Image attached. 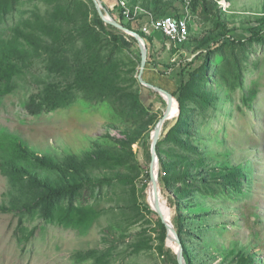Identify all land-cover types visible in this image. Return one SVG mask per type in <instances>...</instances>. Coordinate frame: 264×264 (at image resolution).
I'll return each instance as SVG.
<instances>
[{"label":"trees","instance_id":"trees-1","mask_svg":"<svg viewBox=\"0 0 264 264\" xmlns=\"http://www.w3.org/2000/svg\"><path fill=\"white\" fill-rule=\"evenodd\" d=\"M16 1L0 0V15L13 9ZM45 1L52 7L44 12L36 7L33 18L22 19L21 26L13 28L7 38L0 36V99L15 90L17 77L40 58L54 78L44 81L28 96L25 105L30 114L62 109L81 94L89 100L110 101L121 114L141 119L147 110L140 95L141 87H145L137 80L140 52L135 38L101 20L92 0ZM119 1L113 0L115 5L104 0L102 3L113 18L117 17L121 24L145 40L147 64L143 78L169 91L179 102L178 115L162 132L156 144L158 180L161 196L170 208V218L182 244L185 262L200 264L186 242L190 234L188 218L181 208L186 209V203L201 192L240 191L245 175L240 166L205 165L201 156H197L196 148L181 136H188L189 133L190 114L193 112L191 103L207 107L212 102V94L206 87L211 73H214L211 70L216 67L215 58L221 60L222 78L234 77L236 80L239 60L233 57L232 61L230 55L239 54L237 50L254 44H264V14L255 18L256 24H247V37L237 38L232 35L236 28L222 17L214 0H146L143 3H139L140 0H123L130 9L131 17L128 19L123 15ZM177 1L183 8L185 5V10L177 6ZM136 6L146 9L154 18L186 17V40L174 43L161 31L144 32L142 28L150 19L143 14L133 16ZM188 9L191 15L200 13L210 23V27L197 36L191 32L193 23L189 20ZM154 32L161 34L174 53L186 48L196 53L197 58H179L166 65L158 64L153 53L154 38L157 36ZM122 50L128 53L127 60L118 55ZM179 55H182L181 52ZM150 66L158 72L148 71ZM173 66H176L175 70L181 78L177 85L172 76H167ZM149 137L150 130L139 126L126 131L124 138H115L113 142L105 138L94 140L82 154L57 156L38 153L22 137L1 128L0 172L7 178L9 199L7 204H0V212L19 213L21 227L24 215H38L80 232L87 231L103 213L97 202L83 201L85 192L93 197L114 185L132 183L138 174L130 176L124 172L132 166L136 173L143 175L141 193L145 197L150 175L148 167L140 165L135 158L132 145L142 141L143 157L147 159ZM168 143L176 144L189 153L170 162L163 154V145ZM142 204L156 218L159 241L156 249L163 263L178 264L175 254L166 245L165 225L144 199ZM230 254L231 264L259 263L242 249H233ZM109 256V248L103 247L75 251L72 258L77 262L92 260L93 264H107Z\"/></svg>","mask_w":264,"mask_h":264},{"label":"rangeland","instance_id":"rangeland-1","mask_svg":"<svg viewBox=\"0 0 264 264\" xmlns=\"http://www.w3.org/2000/svg\"><path fill=\"white\" fill-rule=\"evenodd\" d=\"M214 1L222 17L236 28L232 35L237 38L247 37V24H256L255 18L264 14V0H224L223 5V0ZM180 3L177 1V6ZM36 7L44 12L52 6L45 0H17L13 9L0 15V36L7 38L13 28L21 26L22 19L33 18ZM187 11L193 23V36L210 27L205 16ZM156 35L153 53L158 64L197 58L196 53L186 48L179 50L182 55L179 51L174 53L161 34ZM238 51L239 54L229 58L239 60L236 80L222 78L221 60L215 58L216 67L211 70L214 73L206 87L212 94V102L207 107L191 103L189 133L181 136L196 148L205 165L240 166L245 175L240 191L201 192L186 203V209L181 208L188 218L190 234L186 242L200 264H231L233 249H242L247 256L256 258L258 264H264V44ZM127 54L125 50L118 52L125 60ZM35 62L17 77L15 90L0 99V129L19 135L38 153L79 155L94 140L105 138L113 142L139 126L151 133L168 110V103L158 93L141 87L142 103L147 110L141 119L121 114L110 101L89 100L81 94L67 107L32 115L25 105L28 96L44 81L54 78L40 58ZM175 67L168 70L167 76H172L177 85L181 78ZM148 71L158 72L151 66ZM168 144L163 145V154L170 162L189 153L176 144ZM132 149L140 165L147 166L142 141L133 144ZM132 162L135 165L134 159ZM124 172L138 177L132 183L104 189L100 195L92 197L84 193L83 201L97 202L103 213L85 232L38 215H24L21 227L19 213L0 212V264H93L92 260L74 261L72 255L75 251L103 247L110 250L107 264H164L156 249L159 243L156 218L142 204L144 199L149 206L153 205L148 194L150 180L143 197V175L132 166ZM8 199L9 184L0 172V204H7Z\"/></svg>","mask_w":264,"mask_h":264},{"label":"water","instance_id":"water-1","mask_svg":"<svg viewBox=\"0 0 264 264\" xmlns=\"http://www.w3.org/2000/svg\"><path fill=\"white\" fill-rule=\"evenodd\" d=\"M96 9V12L101 20H103L105 23L112 25L113 27L117 28L118 30H121L125 34L132 36L136 40L137 47L140 52V64L138 67V74H137V80L138 82L148 90L155 91L156 93L161 96V98L165 101V99L168 97L170 99L174 100L173 106L168 110L167 112L164 111L162 117L159 119V121L156 123L154 126L153 130L150 133V144H149V151H148V159H147V167H148V172L150 175V183L151 187L153 190V193L155 195V200L156 202L150 206V208L159 216L161 219L162 223L166 227V239L167 243L166 245L169 246L172 250V252L175 254L176 260L178 264H186L185 259L182 254V244L179 238V235L177 233V230L175 229L174 225L172 224L171 218H170V208L166 204L165 200L161 196L160 192V186H159V180H158V175H159V161H158V156L156 153V144L158 139L160 138L161 134L163 131L168 129L170 127V123L173 118H175L178 115L179 112V102L177 98L172 95L169 91L154 85L152 83L147 82L143 78V73L147 64V47L145 44V40L135 31L130 30L126 28L123 24L119 22V20L113 18L108 11L105 9L102 0H92ZM164 121L165 125H160V123ZM154 156L156 159V164H157V174L156 177L152 176V163H151V157ZM164 202L166 208H165V213H163V210L161 208L160 202ZM173 236L174 242L173 243H168L169 242V236Z\"/></svg>","mask_w":264,"mask_h":264},{"label":"built area","instance_id":"built-area-1","mask_svg":"<svg viewBox=\"0 0 264 264\" xmlns=\"http://www.w3.org/2000/svg\"><path fill=\"white\" fill-rule=\"evenodd\" d=\"M220 2V1H219ZM224 0L222 1L223 5ZM119 6L123 10L122 13L125 18H130V9L126 7L123 0L119 1ZM147 15L150 19L149 23L144 25L142 30L150 33L152 30H158L168 36L174 43H180L186 40L188 35L187 18L182 17L176 19L172 16H165L162 18H154L153 15L144 8L139 6L134 7L133 16Z\"/></svg>","mask_w":264,"mask_h":264},{"label":"bare ground","instance_id":"bare-ground-1","mask_svg":"<svg viewBox=\"0 0 264 264\" xmlns=\"http://www.w3.org/2000/svg\"><path fill=\"white\" fill-rule=\"evenodd\" d=\"M166 100V102L168 103V110H170V108L173 106V103H174V100L173 99H170V98H166L165 99ZM167 110V111H168ZM164 124V121H162L161 123H160V125L162 126ZM156 174H157V164H156V159H155V157L153 156V163H152V176L153 177H156ZM148 194H149V196H150V198H151V202H152V204H154L155 202H156V200H155V195H154V193H153V190H152V187L150 186L149 187V189H148ZM160 205H161V208H162V210H163V213H165L166 211H165V207H164V205H163V203H162V201L160 202ZM174 242V238H173V236L171 235V236H169V243L171 244V243H173ZM172 245V244H171Z\"/></svg>","mask_w":264,"mask_h":264},{"label":"crops","instance_id":"crops-1","mask_svg":"<svg viewBox=\"0 0 264 264\" xmlns=\"http://www.w3.org/2000/svg\"><path fill=\"white\" fill-rule=\"evenodd\" d=\"M107 4H109L111 1L113 2V0H104ZM105 3V4H106ZM111 4V3H110Z\"/></svg>","mask_w":264,"mask_h":264},{"label":"clouds","instance_id":"clouds-1","mask_svg":"<svg viewBox=\"0 0 264 264\" xmlns=\"http://www.w3.org/2000/svg\"><path fill=\"white\" fill-rule=\"evenodd\" d=\"M115 19H117V17H116ZM117 20H118V19H117Z\"/></svg>","mask_w":264,"mask_h":264}]
</instances>
